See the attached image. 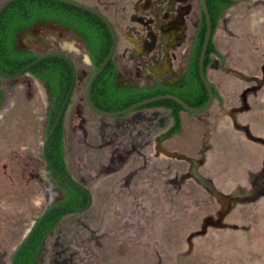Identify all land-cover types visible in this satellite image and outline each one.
I'll list each match as a JSON object with an SVG mask.
<instances>
[{
	"label": "rangeland",
	"instance_id": "374dc122",
	"mask_svg": "<svg viewBox=\"0 0 264 264\" xmlns=\"http://www.w3.org/2000/svg\"><path fill=\"white\" fill-rule=\"evenodd\" d=\"M4 0H0V4ZM114 22L119 88L179 85L199 23L200 0H75ZM209 81L218 91L206 112L182 113V132L163 138L167 110L101 117L85 103L93 71L72 30L36 22L17 49L59 52L77 81L63 124L70 176L91 194L89 208L63 217L38 264H264V188L251 201L249 173L264 187V0L223 12ZM0 105V264L62 193L41 159L48 87L31 75L3 81Z\"/></svg>",
	"mask_w": 264,
	"mask_h": 264
},
{
	"label": "trees",
	"instance_id": "16d2710c",
	"mask_svg": "<svg viewBox=\"0 0 264 264\" xmlns=\"http://www.w3.org/2000/svg\"><path fill=\"white\" fill-rule=\"evenodd\" d=\"M208 12L212 24V35L218 26L221 15L234 3L227 0H207ZM36 22H50L72 30L86 46L89 59L94 69H97L109 52L111 36L106 25L92 13L80 8L52 0H15L10 3L0 15V70L5 74H14L36 60L39 55L23 52L15 45L17 34ZM205 33V19L199 10V23L192 43L182 82L179 85L155 84L148 87L119 88L116 85L117 68L112 59L101 74L96 78L91 89L94 105L108 112L124 110L138 102L151 97L171 94L179 97L191 107H201L208 100L207 91L200 80L198 60ZM212 57L224 61V56L210 41L204 67L207 72L212 63ZM28 73L48 87L49 106L46 117V133L53 125L58 111L68 92L71 71L68 64L57 57L48 58L32 67ZM215 100L220 101L217 89L212 85ZM4 92L0 79V105ZM71 103V101H70ZM69 103V104H70ZM164 109L171 118V125L163 134V138H172L182 132L183 108L171 100H160L142 106L138 110ZM64 118L50 138L47 155L52 165L61 173L70 176L63 148ZM48 178L62 193V197L54 205H67L82 208L87 203L86 194L79 188L59 178L49 168L45 167ZM71 212L57 210L52 212L40 225L29 243L20 252L16 264H38V257L46 237L54 230L60 220Z\"/></svg>",
	"mask_w": 264,
	"mask_h": 264
},
{
	"label": "water",
	"instance_id": "95a60500",
	"mask_svg": "<svg viewBox=\"0 0 264 264\" xmlns=\"http://www.w3.org/2000/svg\"><path fill=\"white\" fill-rule=\"evenodd\" d=\"M13 1H15V0H4L0 4V15L5 10V8L10 3H12ZM52 1L68 4V5H71V6H74V7H77V8H80L82 10H85V11L92 13L93 15L98 17L106 25V27L109 30V33L111 36V45L109 48V52H108L107 56L105 57V59L103 60V62L100 64V66L97 69L93 68V71H92V73L88 79V82L86 84V87H85V103L91 112H93L94 114L101 116V117L112 118V117L122 116V115L127 114V113H131L133 111L140 109L144 105H147V104L152 103V102L160 101V100H171V101L177 103L178 105H180L183 108L184 112L190 113V114H200V113H204L208 109H210L213 102L215 101V96H214V92L212 89V84L210 83V81L207 78V74H206L205 67H204V60H205L207 48H208L210 41L213 39L212 24H211L210 15L208 12L207 4H206L207 0H200L199 1V10H201L203 12L204 19H205V33H204V39L202 42L199 60H198L199 77H200V80L202 81V83H203V85L207 91V94H208V100H207L206 104L201 106V107H191L190 105L185 103L179 97L171 95V94H165V95H159V96L151 97L149 99L138 102V103H136V104L124 109V110L115 111V112L103 111V110L97 108L94 105V103L92 102V98H91V89H92V85H93L94 81L101 74V72L105 69L107 64L114 58V55L116 52L117 33H116L115 26H114V22L112 20H110L109 18H107V16L103 12H101V11L91 7V6L80 3L78 1H75V0H52ZM227 1H230V2L235 4V3L244 2L246 0H227ZM51 57L60 58L68 64L70 71H71V81H70V86H69L68 92H67V94L64 98V101H63V103H62V105L58 111L56 119H55L53 125L51 126V128L49 129V131L45 134V137L42 141L41 159H42V162L44 164V167L49 168L54 174H56L59 178L63 179L64 181H66V182L70 183L71 185L81 189L87 196V203L82 208H76V207L67 206V205H53V206L47 208L43 213L40 214V216L37 218L32 229L29 231V233L26 235V237L19 243V245L14 250V252L11 256V259H10V264H16V261H17V258L19 256L20 252L29 243L31 238L34 236L36 231L39 229L41 223L52 212L57 211V210H67L71 213L83 212L89 208L91 201H92V197H91V194L88 191V189L85 186L81 185L80 183L76 182L71 176H67V175L61 173L58 169H56L52 165V163L49 161L48 155H47V147H48L50 138L52 137L55 130L57 129V127L61 123L62 119L64 118L66 109H67V107L71 101L72 95L74 93V89H75L76 81H77V72H76V66H75L74 62L70 59V57H68L67 55H65L63 53L49 52V53L39 55V57L36 60L32 61L31 63H29L28 65H26L25 67H23L21 70H19L18 72L14 73V74H5L0 70V79L3 82V81H9V80L19 78L23 75H30L28 73V71L32 67L36 66L40 62H42L48 58H51Z\"/></svg>",
	"mask_w": 264,
	"mask_h": 264
},
{
	"label": "crops",
	"instance_id": "0c3cea01",
	"mask_svg": "<svg viewBox=\"0 0 264 264\" xmlns=\"http://www.w3.org/2000/svg\"><path fill=\"white\" fill-rule=\"evenodd\" d=\"M212 60H213V58H212ZM206 74H207V72H206ZM207 78H208V75H207ZM258 178H259V172H250L249 178H248L249 186L245 187L244 193L243 192H235V193L230 194V195H224V197H226V199H229V198L232 199L233 202L239 201V200L251 201V200L258 198L260 196L259 192L264 188L263 185L260 184Z\"/></svg>",
	"mask_w": 264,
	"mask_h": 264
},
{
	"label": "flooded vegetation",
	"instance_id": "af4514ba",
	"mask_svg": "<svg viewBox=\"0 0 264 264\" xmlns=\"http://www.w3.org/2000/svg\"><path fill=\"white\" fill-rule=\"evenodd\" d=\"M196 34V33H195Z\"/></svg>",
	"mask_w": 264,
	"mask_h": 264
}]
</instances>
